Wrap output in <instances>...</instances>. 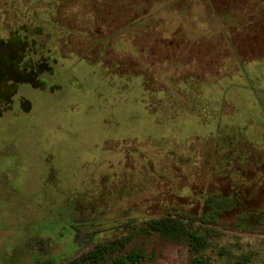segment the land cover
<instances>
[{"label": "rangeland", "instance_id": "374dc122", "mask_svg": "<svg viewBox=\"0 0 264 264\" xmlns=\"http://www.w3.org/2000/svg\"><path fill=\"white\" fill-rule=\"evenodd\" d=\"M0 40L51 68L0 87V264L125 235L120 255L186 264L139 228L209 196L235 205L201 256L264 264V0H0Z\"/></svg>", "mask_w": 264, "mask_h": 264}, {"label": "trees", "instance_id": "16d2710c", "mask_svg": "<svg viewBox=\"0 0 264 264\" xmlns=\"http://www.w3.org/2000/svg\"><path fill=\"white\" fill-rule=\"evenodd\" d=\"M16 42L27 47L26 43L28 41H23L20 37ZM10 45L11 52L7 50L9 49L8 45L0 40V87L4 81L11 78V75H15L13 77L14 81L10 83L11 85L18 83L16 81H21L32 86L44 87V82L39 76L45 71H51L46 61L18 67V57L13 54V45ZM22 62L26 63L25 59ZM9 97L12 98L11 95L0 89V99L4 100L3 102L8 105L11 101ZM205 205L208 210L200 216L169 212L145 221L140 226L139 231L145 234L158 235L167 241L177 244H185L189 252V259L186 264H215L202 257L201 254L207 247L210 237L217 231L212 225L216 223L218 214L231 209L235 205V201L229 196H209L205 200ZM128 242L129 235L121 236L108 242H98L78 256L60 264H105L108 259H110L109 264H139L141 258H143L141 250L120 255V250ZM31 264L57 263L47 257H37Z\"/></svg>", "mask_w": 264, "mask_h": 264}]
</instances>
